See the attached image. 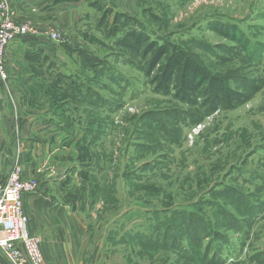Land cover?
<instances>
[{"label":"rangeland","instance_id":"374dc122","mask_svg":"<svg viewBox=\"0 0 264 264\" xmlns=\"http://www.w3.org/2000/svg\"><path fill=\"white\" fill-rule=\"evenodd\" d=\"M93 1L103 8L110 3ZM130 1L114 3L128 8ZM144 3L140 20L132 19L138 25L132 22L125 28L124 19L117 18L124 32L134 27L150 36L143 46L148 50L143 63L122 50L112 51L113 46L104 51L103 44L110 41L95 29L96 22L91 30L58 29L69 42L84 43L81 53L72 54V62L60 51L64 62L59 65L25 59L34 53L30 46L11 60L6 57L9 80L0 81V89L10 107L0 110L10 118L2 116L0 121V175L17 165L25 169L35 159L29 139L40 141L45 134L33 135L44 125L43 119L32 127L22 124V117L29 113L62 117L63 140L79 147L80 158L86 156L79 164L89 163L82 181L88 185L83 188L90 194L91 212H96L95 203H102L98 215L104 222L98 230L107 227L109 247L126 256L128 264H264V0ZM151 41L155 47L146 49ZM162 45L170 53L183 52L207 76L222 79L243 98L231 108L222 105L204 115L200 99H184L174 88L167 94L157 92L153 83L157 68L150 71L148 62ZM88 52L107 58L115 72L88 74L90 63L76 58ZM129 56L133 67L125 61ZM46 67L62 72L60 84ZM77 69L82 73L73 77ZM110 73L123 74L129 84L121 88L113 76L106 78ZM10 75L15 77L11 82ZM87 89L95 96H88ZM80 94L94 102L76 103ZM199 125L202 130L191 139ZM6 151L10 155H4ZM190 223L191 234L186 232ZM138 229L154 231L151 243L145 232L144 239L131 238ZM167 232L173 235L169 244Z\"/></svg>","mask_w":264,"mask_h":264},{"label":"crops","instance_id":"0c3cea01","mask_svg":"<svg viewBox=\"0 0 264 264\" xmlns=\"http://www.w3.org/2000/svg\"><path fill=\"white\" fill-rule=\"evenodd\" d=\"M107 1L110 3L104 8L100 7L96 1L93 0H13L12 5L16 12L17 19L20 20V22H29L38 25V27H50L65 31L74 30V32L75 30H79L80 32L81 30H91L96 22L95 29L102 30L104 37L110 41V44L104 43L108 44V47H104L106 45L103 44L104 51L113 46L115 49H112V51L119 49L130 54L118 45L119 41L130 31V28L126 32H120L117 36H110V26L113 25L116 18L125 20V17H129L130 19H136V21L137 19L140 20L138 16L143 15L145 11L144 0H131L128 8H119V5L115 4L114 0ZM169 9H171L170 6ZM110 17L114 20L109 19ZM136 21L133 22L138 25ZM133 30L139 31L140 29L135 28ZM91 33L93 35L92 31ZM82 35L84 39L87 40L90 37L88 33H82ZM71 44L75 45L77 49L82 47L81 44L84 45V43L79 40L74 42L70 41L69 45ZM14 46L15 47H11L10 50H7L6 57H9L10 60L12 55L14 58L19 54L21 55L22 48L28 45L19 40ZM60 52L63 53V51ZM93 54L95 53L88 52L87 54H81L76 57L77 59L84 58L85 61L87 59H92L96 61V65L99 64L96 68H89L87 71L88 74L94 72L95 77L97 74L100 76L101 74L104 75L107 71H113L108 66L107 58ZM60 57L58 51L52 53L45 51L41 54L39 62L42 60V62L46 63L48 66L51 64L59 65V62H64ZM62 57H66L72 62V53H63ZM72 58L74 59V57ZM124 58L131 67H133L132 65L135 66L130 56L129 58ZM25 59L32 60L33 62L35 61L29 57ZM76 62L78 61H74V63ZM51 68L46 67L45 72L53 76L52 78H56V84H60V79L63 78L64 75L62 72L60 73L57 68L52 72ZM81 73L82 71L77 69L74 71L75 75H73V77H79ZM122 75L121 73L115 75L118 79L115 83L121 88H125L129 82H126V78ZM112 76L113 73H110L106 78L112 80ZM13 78H15L14 75H10V82ZM90 82L91 80H89V84ZM81 94L75 96L76 103H92L90 101L93 100L90 97H88L90 101H85V97ZM93 95L95 96V93L89 91L88 96ZM9 102L10 99L5 93H2L0 89V109L3 107L8 108ZM1 103H3L4 106L1 105ZM91 105L94 106V104ZM2 110H0V121L2 120V116L8 120L10 117L8 118V115L3 113ZM32 114H34V116H32ZM42 119L44 125L33 135L42 137L43 132H45V134L40 141L33 137L29 139L34 147L30 155L35 157V159L32 161L30 157V161L32 162L29 165L27 164L24 169V178L34 181L35 183L37 181L39 187L35 193L25 196L24 208L29 216L30 232L33 236L41 240V249L46 264H128L126 256L120 257L121 253L118 255L117 252H114L109 247L107 227H101L100 230H98L97 226L104 222V220L101 219V214L100 217L98 215V206H102V203H95V211L97 213L91 212L92 210L89 205L90 194H86L88 190L84 189L85 187L88 188V185L85 186L87 182L84 180L82 181L83 175L89 171L88 166L85 164L89 163H83L84 165L82 163L79 164L77 161L80 160V162H82L85 160L86 156L80 158L81 153L77 150L79 147H77L76 144L64 141L65 132L63 129V118H57L56 116L48 117L41 113H29L22 117V124L27 122L33 127L34 124L38 122L42 123ZM11 123L13 124V121H11ZM55 127H58L60 131L63 132V135L58 134ZM10 131L6 133L9 139L12 138V132ZM9 133L11 134L9 135ZM7 137H5L6 140L8 139ZM69 138L67 137V139ZM78 142L79 140H75V143ZM37 147L40 151H43V153H40ZM76 150L78 152V157L75 155ZM3 154L10 155L7 151ZM6 166H9V164ZM8 171L9 168L6 169L4 174L0 175V181L2 179L6 180L10 174ZM99 219L100 223H97ZM144 232L147 234L146 236L149 238L148 241L151 243V237L155 234L154 231L150 233L149 230L138 229V231L131 235V238L135 236V238L144 239ZM126 234L127 233L124 232L122 236ZM165 236L169 244L170 237H173V235L167 232ZM157 246L158 245H156V247ZM177 246L176 244V247ZM170 248H173L172 251L176 253L175 246ZM185 253H188V256H190V252L185 250L184 254ZM113 258L116 262L111 261ZM122 258L124 260L123 262ZM0 264H11L1 249Z\"/></svg>","mask_w":264,"mask_h":264},{"label":"trees","instance_id":"16d2710c","mask_svg":"<svg viewBox=\"0 0 264 264\" xmlns=\"http://www.w3.org/2000/svg\"><path fill=\"white\" fill-rule=\"evenodd\" d=\"M125 18V26L122 27L134 25L132 19L129 17ZM118 25L116 18L114 27L109 30L110 36H117V34L123 31ZM133 29L135 28L129 29L130 31L119 41L118 45L128 51L134 61L139 59L143 63L144 56L148 52V50L145 51V48L143 49V46L150 42V36L141 29L139 31ZM18 40L35 49L31 55L32 57L30 56L29 58L36 62H39L41 54L45 51L52 53L54 51L65 52L66 50V53H81L80 49H77L73 44H57L47 38L25 36ZM154 45L155 43L151 41L146 49L151 50L152 47H155ZM154 53L155 55L150 59L148 65L151 68L150 71L157 68V73L153 79L157 92L167 94L174 88L176 95L184 99H200L203 101L201 107L205 109L204 115L215 113L222 105L226 108H231L243 98L240 93L226 87V83L222 79L207 76L202 67L190 59V57L184 55L183 52L170 53L168 46L162 45ZM164 58H166L165 61H163ZM86 61L90 63L88 64L89 68H96L99 65H96V61L92 59H87ZM134 61H132L133 64L135 63ZM113 78L116 81L118 80L115 75H113ZM236 194L245 200V197L240 195L241 192ZM186 232L189 234L194 233L191 223L187 225Z\"/></svg>","mask_w":264,"mask_h":264},{"label":"built area","instance_id":"2783aa9c","mask_svg":"<svg viewBox=\"0 0 264 264\" xmlns=\"http://www.w3.org/2000/svg\"><path fill=\"white\" fill-rule=\"evenodd\" d=\"M12 1L0 0V81L3 83L9 80L6 52L14 40L36 36L57 44L69 42L66 34L58 29L20 22ZM202 128V125L194 127L190 138ZM37 187L34 181L24 178L20 165L13 168L6 180L0 181V249L11 264H46L41 240L30 232V220L24 208L25 196L35 192Z\"/></svg>","mask_w":264,"mask_h":264}]
</instances>
